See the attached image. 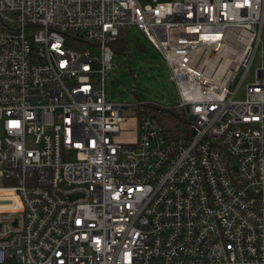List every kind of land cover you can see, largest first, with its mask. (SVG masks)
Masks as SVG:
<instances>
[{
    "label": "built area",
    "instance_id": "built-area-1",
    "mask_svg": "<svg viewBox=\"0 0 264 264\" xmlns=\"http://www.w3.org/2000/svg\"><path fill=\"white\" fill-rule=\"evenodd\" d=\"M149 1L0 0V264H264V0ZM129 27L168 108L106 98Z\"/></svg>",
    "mask_w": 264,
    "mask_h": 264
},
{
    "label": "rangeland",
    "instance_id": "rangeland-1",
    "mask_svg": "<svg viewBox=\"0 0 264 264\" xmlns=\"http://www.w3.org/2000/svg\"><path fill=\"white\" fill-rule=\"evenodd\" d=\"M140 6L149 5V0H137ZM25 34H29L25 31ZM126 54L114 55L112 69L106 77L104 91L112 103L149 102L161 107H170L176 100V92L167 79V66L145 37L132 27L127 29ZM264 52V34L256 48L247 78L240 84L235 100L243 99L244 85L249 82L253 70L260 65V53ZM132 112H125L120 126L119 139L129 141L134 132V123L129 120ZM126 132L131 133L127 135ZM132 135V136H131ZM66 162H73L74 155H65ZM1 186V182H0Z\"/></svg>",
    "mask_w": 264,
    "mask_h": 264
},
{
    "label": "trees",
    "instance_id": "trees-1",
    "mask_svg": "<svg viewBox=\"0 0 264 264\" xmlns=\"http://www.w3.org/2000/svg\"><path fill=\"white\" fill-rule=\"evenodd\" d=\"M111 49L115 55L126 54L127 47V34L120 32L115 41L111 44ZM149 114H152L156 120L164 127H177L181 125V114L176 111H158L155 109L148 110ZM179 122V123H177Z\"/></svg>",
    "mask_w": 264,
    "mask_h": 264
}]
</instances>
